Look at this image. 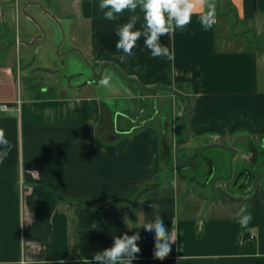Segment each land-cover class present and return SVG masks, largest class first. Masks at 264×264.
<instances>
[{
    "label": "crops",
    "instance_id": "0c3cea01",
    "mask_svg": "<svg viewBox=\"0 0 264 264\" xmlns=\"http://www.w3.org/2000/svg\"><path fill=\"white\" fill-rule=\"evenodd\" d=\"M99 2L0 0V264H88L125 232L133 264H264V44L218 14L264 32V0H209V31L197 4L161 37L173 59L142 37L126 63L115 30L142 13L109 21ZM151 203L176 240L163 261Z\"/></svg>",
    "mask_w": 264,
    "mask_h": 264
},
{
    "label": "clouds",
    "instance_id": "9594fccd",
    "mask_svg": "<svg viewBox=\"0 0 264 264\" xmlns=\"http://www.w3.org/2000/svg\"><path fill=\"white\" fill-rule=\"evenodd\" d=\"M205 7V11L199 14V23L204 31H209L216 23L215 3L209 5V0H100L99 9L103 12V18L109 21H115L124 12L136 13L140 10L143 17V23L140 29L136 28L141 17L131 15L128 22L117 25L115 34L118 40L115 44L116 50L122 52L119 56L121 63H126L127 58L133 56V49L137 42L143 37L144 46L150 51L152 58L173 59V53L170 49L161 44V37L175 32L177 29H185L192 22V16L195 14L196 5ZM113 75H105L99 80V86L102 88H114ZM12 150V144L8 140L6 133L0 129V163H3ZM150 207L154 209V218L143 224L147 231H154L155 234V252L154 258L165 260L172 251V244L176 242L175 237L166 227L163 219L160 217L159 204L151 203ZM241 213H237L238 223L241 227H247L252 221V215L246 207L241 208ZM140 239L138 232L128 235L116 236L111 247L102 252L94 253L91 261H98L100 264H133L141 252L137 241ZM60 264H65L61 261Z\"/></svg>",
    "mask_w": 264,
    "mask_h": 264
},
{
    "label": "rangeland",
    "instance_id": "374dc122",
    "mask_svg": "<svg viewBox=\"0 0 264 264\" xmlns=\"http://www.w3.org/2000/svg\"><path fill=\"white\" fill-rule=\"evenodd\" d=\"M229 12L231 11L229 10ZM229 12L225 13V11L221 10V11H218V14L220 16V19H224L226 17L229 23L231 24L234 30L232 33V37L233 36H236L238 38L243 37L248 42L254 41L256 44H264V32H261V31L258 32L254 27H252V25L249 27L246 20L239 21L233 12L231 13ZM71 71L72 70H65L64 73L65 75H69ZM66 79L67 77L65 76L62 78L63 84L66 83Z\"/></svg>",
    "mask_w": 264,
    "mask_h": 264
},
{
    "label": "trees",
    "instance_id": "16d2710c",
    "mask_svg": "<svg viewBox=\"0 0 264 264\" xmlns=\"http://www.w3.org/2000/svg\"><path fill=\"white\" fill-rule=\"evenodd\" d=\"M245 234L248 237L252 236V233L250 232V223L248 224L247 227H245Z\"/></svg>",
    "mask_w": 264,
    "mask_h": 264
},
{
    "label": "built area",
    "instance_id": "2783aa9c",
    "mask_svg": "<svg viewBox=\"0 0 264 264\" xmlns=\"http://www.w3.org/2000/svg\"><path fill=\"white\" fill-rule=\"evenodd\" d=\"M1 109L2 110H7L8 109V106L6 104H4V105L1 106Z\"/></svg>",
    "mask_w": 264,
    "mask_h": 264
}]
</instances>
